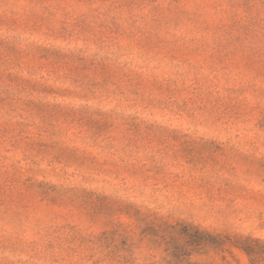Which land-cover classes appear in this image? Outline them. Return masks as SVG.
Segmentation results:
<instances>
[{
    "label": "rangeland",
    "instance_id": "obj_1",
    "mask_svg": "<svg viewBox=\"0 0 264 264\" xmlns=\"http://www.w3.org/2000/svg\"><path fill=\"white\" fill-rule=\"evenodd\" d=\"M0 264H264V0H0Z\"/></svg>",
    "mask_w": 264,
    "mask_h": 264
},
{
    "label": "trees",
    "instance_id": "obj_2",
    "mask_svg": "<svg viewBox=\"0 0 264 264\" xmlns=\"http://www.w3.org/2000/svg\"><path fill=\"white\" fill-rule=\"evenodd\" d=\"M200 237H201L202 242L205 245H208L209 242H211V240H213V239H216L218 241V243H220L219 238H217L216 236L211 235L208 232H201L200 233Z\"/></svg>",
    "mask_w": 264,
    "mask_h": 264
}]
</instances>
